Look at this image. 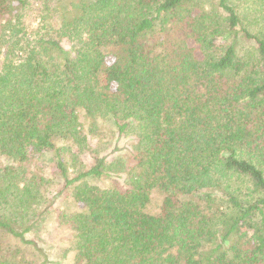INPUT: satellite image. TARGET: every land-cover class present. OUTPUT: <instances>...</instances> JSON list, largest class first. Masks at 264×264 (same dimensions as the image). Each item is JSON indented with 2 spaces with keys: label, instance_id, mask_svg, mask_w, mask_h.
I'll list each match as a JSON object with an SVG mask.
<instances>
[{
  "label": "trees",
  "instance_id": "trees-1",
  "mask_svg": "<svg viewBox=\"0 0 264 264\" xmlns=\"http://www.w3.org/2000/svg\"><path fill=\"white\" fill-rule=\"evenodd\" d=\"M57 261L264 264V0H0V264Z\"/></svg>",
  "mask_w": 264,
  "mask_h": 264
},
{
  "label": "rangeland",
  "instance_id": "rangeland-1",
  "mask_svg": "<svg viewBox=\"0 0 264 264\" xmlns=\"http://www.w3.org/2000/svg\"><path fill=\"white\" fill-rule=\"evenodd\" d=\"M102 136V135H101ZM132 135H128V136H125L123 138H117L116 140L120 143L121 146H124V147H127L130 142L132 141V138H131ZM114 137H111V135H105L99 139H97L95 142L96 144H98L99 148L101 150H105V151H110L113 149L114 147V142L116 141ZM100 141V142H98ZM161 204V196H159L158 193L155 194V198L153 200V203L150 207L151 210H153L154 212H157L159 210V206ZM51 221H48L47 222V225H50ZM63 232V231H62ZM45 229H43V232H42V236L44 238H48L47 234H45ZM52 237L50 238L51 240L52 239H57V236H60L62 235L61 232L55 230L53 234H51ZM54 237V238H53ZM55 245V244H54ZM58 247V244L56 245ZM58 262V261H57ZM58 264H63L62 262H58Z\"/></svg>",
  "mask_w": 264,
  "mask_h": 264
}]
</instances>
